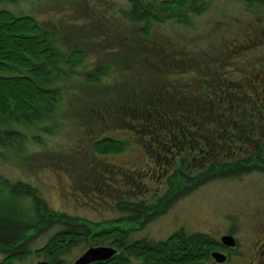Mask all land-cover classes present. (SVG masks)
Segmentation results:
<instances>
[{"label":"rangeland","instance_id":"obj_1","mask_svg":"<svg viewBox=\"0 0 264 264\" xmlns=\"http://www.w3.org/2000/svg\"><path fill=\"white\" fill-rule=\"evenodd\" d=\"M196 6L200 13L182 10L189 13L187 23L175 17L155 23L144 34L145 23L136 24L128 17L132 7L128 0H0V8L15 16H32L49 32L48 47L54 55L52 81L46 88L54 90L55 96L48 107L36 117L15 116L0 122V131L5 132L0 140V231L9 233L21 224L35 227L9 249L23 255L13 264L44 262L37 251L53 236L66 230L80 232L82 227L90 236L100 229L118 228L124 233L115 238L123 243L157 244L175 233L220 240L224 230L236 225L243 256L253 246L264 199L260 202L253 190L245 193L241 188L252 183V177L179 178L169 192L174 196L171 204L167 206L165 200L143 209L127 206L138 202L130 189L126 195L125 188L103 183L104 175L114 179L116 167L126 173L147 166L131 130L138 106L132 96L167 107L172 117L186 114L175 109H183L194 93L202 92L204 67L210 62L218 65L210 80L215 86L218 79H228L226 71L233 73L234 65L243 81V69L249 71L251 60L263 54L237 47L249 44L239 33L247 24L259 25L260 7L251 11L236 0H201ZM76 51L81 58L68 64ZM213 68L210 64V72ZM170 88L172 92L167 91ZM123 94H128L129 102ZM178 95L188 98L178 102ZM196 112L199 126L201 113ZM178 119L185 126L187 119ZM107 137L121 147L115 152L97 149V143ZM189 169L195 175L203 167L194 163ZM157 182L153 178L147 179V185L142 183L144 188L151 186L153 198ZM263 184L258 177L256 188ZM90 188L99 192V198L86 197ZM165 192L156 193L161 198ZM106 195H116V201H103ZM60 216H65L64 222ZM68 219L76 220L70 224ZM1 244L0 261L9 253ZM89 246L87 240L74 241L59 254L58 263L74 264ZM237 261L230 264H245L244 257ZM219 262L210 256L204 264Z\"/></svg>","mask_w":264,"mask_h":264},{"label":"flooded vegetation","instance_id":"obj_2","mask_svg":"<svg viewBox=\"0 0 264 264\" xmlns=\"http://www.w3.org/2000/svg\"><path fill=\"white\" fill-rule=\"evenodd\" d=\"M261 27L262 24H259L253 26L254 29L251 28V35L254 37L251 41V49L254 53L263 51V54L258 57L260 61L256 60V57L251 60L249 71L243 69V81L238 78L239 67L234 65L233 73L226 71L229 75L228 79H218L214 86L213 80H210L216 76L213 73L218 65L210 62L204 67L202 103L198 107L201 113L199 126L196 117H192L191 110L186 114L179 113L172 117L166 112L169 111L167 107L162 108L163 106H156L152 102L145 103L143 100L131 97V100L138 103L131 130L137 135L139 152L143 155L141 159H145L147 166L143 171L135 168L132 171L127 169L126 173L119 171L122 167H116L112 172L114 179L104 175L106 180L103 181L106 186L125 188V194L128 189L132 194L135 193L138 202L128 204L129 208H154L157 203L162 204L165 200L168 206L174 200L173 194L169 192L175 186L177 179L191 181L199 180L203 176L220 178L240 176V179L252 177L254 181L250 183L251 185L245 184L241 188H245V193L253 190L254 194L256 193V196L261 199L259 201H263L264 184L256 188L257 178L264 180V46H262L264 39H261V36L264 38V25ZM210 64L214 67L212 72H210ZM167 91L172 92L173 88ZM230 93L234 94V102L230 101L226 104L223 96H228ZM123 96L127 101L128 94L127 96L123 94ZM179 116L180 119H187L185 126L178 123ZM192 163L202 166L203 169L193 175L189 169ZM153 178H156L159 184L158 191L153 192L154 198L150 196L151 186L148 184L147 188L143 187L144 184L147 185V179L153 180ZM94 190L90 188V193L86 197L99 198V192L96 193ZM161 190H166L168 193L159 198L156 192L160 193ZM145 194L148 198L144 197ZM115 197L116 195H106L102 200L114 202ZM148 203L152 205H146ZM258 213L261 226L255 236L253 246L245 254L246 258L240 252L242 249L239 250L241 244L238 239L239 230L234 225L224 230L225 233L222 234L220 240L216 239V249L210 252V256H213L214 252L220 254L218 256L221 262L218 264L238 262L237 260L243 257L245 264H264V206L258 209ZM224 236L233 237L234 245L228 246L223 242L222 237ZM110 247L113 248V245ZM114 249L118 253V249L115 247ZM44 263L49 264L46 260L38 264ZM138 263L145 264L140 260H132V264Z\"/></svg>","mask_w":264,"mask_h":264},{"label":"trees","instance_id":"obj_3","mask_svg":"<svg viewBox=\"0 0 264 264\" xmlns=\"http://www.w3.org/2000/svg\"><path fill=\"white\" fill-rule=\"evenodd\" d=\"M128 1L132 6L131 11L128 12V17L132 22H137L136 24L145 23L142 28L144 34H148L155 23H164L175 17L178 22L187 23L189 13L182 12L183 9L194 13H200L202 10L199 6H196L201 0ZM236 1L244 2L249 10L255 6L260 7L262 10L257 14L261 15V19L258 23L264 25V0ZM253 24H247L239 33V36L249 44H246L245 47H241L242 44H240L237 46L238 49L252 50L251 41L254 37L251 35V28H253ZM48 34V31L42 30L34 17L28 15L15 16L12 12L0 8V122L15 116L24 119L31 116L36 117L40 111L48 107L54 98L55 91L46 88V85L52 81L50 66L54 56L48 47ZM261 39H264L263 36H261ZM235 52L236 48L233 49L232 54ZM80 58L81 53L76 51L71 55L68 64L76 62ZM194 94L195 96L190 97L192 99H189L183 109L177 108L175 111L182 110L185 113L191 110V115L194 117L197 113L196 109L202 103L201 93L196 92ZM178 96V102L188 98ZM241 97H243L242 94ZM223 98L226 104L230 101L234 102L233 93L228 96L224 95ZM167 113L172 114L171 111ZM4 134L5 132L0 131V140L3 139ZM7 136L11 135L7 133ZM96 146L97 149H102V151L115 152L119 146L121 147V144L115 140L104 139L98 142ZM60 218L59 220L65 221V216H60ZM75 220L68 219L66 221H71L69 222L71 224ZM46 221L50 222V219ZM14 227L16 228L9 230V233L2 229L0 231L1 238H7L9 234L10 236L11 234L14 235L11 237L12 239L10 238L11 240L0 241V244L2 243L1 247L5 251L14 245L20 244L26 238L23 239L25 232L35 228L33 225L25 227L22 224L14 225ZM120 233L124 232L118 228L100 229L91 236L89 235L90 232L83 227L80 232L62 231L53 236L43 248L38 250L37 255L43 256L49 264H59L57 260L59 254L65 251L69 245L76 240H87L90 244L89 248L110 247L113 245V248L118 249V253L116 252L111 259L91 264H132V260H140L145 264H204L210 257V252L217 247L216 239L204 234L186 236L182 233H175L166 241L155 244L147 241L123 243L115 238ZM22 257L23 255L9 250L7 256L0 261V264H13L14 260Z\"/></svg>","mask_w":264,"mask_h":264},{"label":"water","instance_id":"obj_4","mask_svg":"<svg viewBox=\"0 0 264 264\" xmlns=\"http://www.w3.org/2000/svg\"><path fill=\"white\" fill-rule=\"evenodd\" d=\"M222 241L225 242L228 246H233L235 242L232 237H223ZM116 252V249L109 246L91 247L79 257L75 264H90L93 262L106 261L111 259L116 254ZM212 255L217 260H219L218 255L220 254L213 253Z\"/></svg>","mask_w":264,"mask_h":264}]
</instances>
